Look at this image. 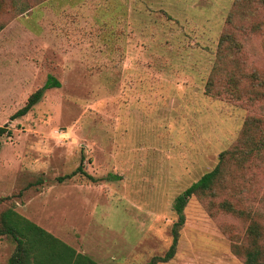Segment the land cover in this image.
I'll return each instance as SVG.
<instances>
[{
    "label": "rangeland",
    "instance_id": "1",
    "mask_svg": "<svg viewBox=\"0 0 264 264\" xmlns=\"http://www.w3.org/2000/svg\"><path fill=\"white\" fill-rule=\"evenodd\" d=\"M49 75L61 86L13 118ZM0 127V215L13 207L99 264L164 255L176 197L225 150L160 264L264 252L262 0H0ZM15 248L0 237V264Z\"/></svg>",
    "mask_w": 264,
    "mask_h": 264
},
{
    "label": "trees",
    "instance_id": "2",
    "mask_svg": "<svg viewBox=\"0 0 264 264\" xmlns=\"http://www.w3.org/2000/svg\"><path fill=\"white\" fill-rule=\"evenodd\" d=\"M262 1L264 2V0ZM227 38L228 35L223 36L221 43L224 44ZM60 86L61 82L55 76L49 75L44 85L33 92L29 96L25 106L18 110L12 117L18 118L26 115L41 101L47 90ZM7 132L8 129L6 127H0V138ZM234 154V150L221 152L219 162L215 168L206 172L200 179L192 183L176 197L174 210L177 213L178 219L172 227V244L164 255L153 256L146 264L166 263L175 257L180 240V231L186 222L184 210L189 199L194 195L203 194L212 190L214 184L220 178L222 164L226 156ZM77 172L87 176L89 179H95L83 169L82 164L73 174ZM59 179L62 181L64 178L60 177ZM2 200L3 198L0 197V202ZM250 232L254 236L258 235V226L254 224ZM3 236L11 237L16 243V248L9 259V264H99L91 256L78 252L74 247L23 216L13 207H8L0 215V237ZM245 259L246 264H264V252L255 243V245L246 251Z\"/></svg>",
    "mask_w": 264,
    "mask_h": 264
}]
</instances>
